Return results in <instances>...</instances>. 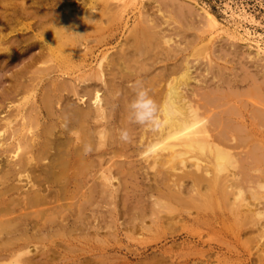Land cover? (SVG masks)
Returning a JSON list of instances; mask_svg holds the SVG:
<instances>
[{
    "label": "bare ground",
    "instance_id": "6f19581e",
    "mask_svg": "<svg viewBox=\"0 0 264 264\" xmlns=\"http://www.w3.org/2000/svg\"><path fill=\"white\" fill-rule=\"evenodd\" d=\"M27 1L0 0V264H264V209L253 204L263 87L247 114L226 95L196 99L193 66L160 53L171 38L145 21L113 33L134 0H66L62 20ZM192 3L264 58V37ZM137 81L156 104L143 125L130 109ZM257 231L254 252L238 251Z\"/></svg>",
    "mask_w": 264,
    "mask_h": 264
},
{
    "label": "rangeland",
    "instance_id": "374dc122",
    "mask_svg": "<svg viewBox=\"0 0 264 264\" xmlns=\"http://www.w3.org/2000/svg\"><path fill=\"white\" fill-rule=\"evenodd\" d=\"M29 1L26 4L30 12L36 13V15L59 13L61 15H58L57 20L63 19V6L66 0H31V5H29ZM33 1H41L43 4L41 3V6L34 4V6ZM73 1L68 2L74 3ZM77 1H79L78 3L86 2V0ZM191 1L204 7L220 23L229 25L232 28L239 27V32L241 31L242 34L243 30L247 29L254 35L264 37V0ZM191 1L183 3L178 0H134L129 5L125 16L128 25L124 27L125 23L121 21L119 26H117V23L112 25L111 29L119 27L113 33L119 34V38L123 34L125 37H129L134 28L140 26V23L144 25V21L145 23L149 22V26L151 25L152 29L155 28L153 31L162 32L166 38L172 39L170 47L167 49L161 45L159 48L161 55L165 59L169 55L173 58L174 63L186 61L193 66L192 71L196 82L192 85V91L196 99L203 100L204 97L211 94L226 95L229 99L241 100L240 103L246 102L247 106L243 105L246 109L242 108V110L244 114H247L251 111L250 109L254 108V104L250 105V102L256 100L254 99L256 95L254 92V98L252 96L253 88L263 87L261 95L264 97V58L255 54L256 44L252 41L244 42L231 39L221 32L216 33L211 20L207 19L203 13L194 7ZM19 2L21 3V1ZM90 3L101 9L105 2L102 0H87L86 8ZM50 7H53V10H49ZM239 14H244L249 19H253L257 25L240 22L238 18H235ZM32 32L35 34L38 31ZM260 83H262V86ZM258 178L261 183L264 182V175ZM260 196L253 204L262 210L264 209V191ZM244 212H246V209H244ZM262 222L264 220L260 224H263ZM256 235H259L258 231L250 236V240H248L249 236H243L241 243L238 244V251L244 254H248L249 250L254 252L252 248L255 247L256 242H251V240H257L256 237L258 236ZM225 252L223 250V253ZM224 257L234 260L235 255L231 257L230 254H225L221 258ZM246 258L247 256L240 258L238 263L242 264Z\"/></svg>",
    "mask_w": 264,
    "mask_h": 264
},
{
    "label": "clouds",
    "instance_id": "9594fccd",
    "mask_svg": "<svg viewBox=\"0 0 264 264\" xmlns=\"http://www.w3.org/2000/svg\"><path fill=\"white\" fill-rule=\"evenodd\" d=\"M133 89L135 91V98L130 104L132 117L136 123L143 125L155 115L156 104L149 96V91L139 81L135 82ZM121 139L125 141L129 139V134L126 130L121 132ZM90 151V146H86L85 153L87 154Z\"/></svg>",
    "mask_w": 264,
    "mask_h": 264
}]
</instances>
